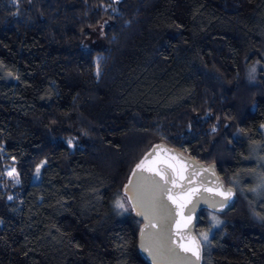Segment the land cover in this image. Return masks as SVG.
<instances>
[{
  "label": "trees",
  "instance_id": "1",
  "mask_svg": "<svg viewBox=\"0 0 264 264\" xmlns=\"http://www.w3.org/2000/svg\"><path fill=\"white\" fill-rule=\"evenodd\" d=\"M263 59L264 0H0V264H146L114 202L160 142L236 192L203 264H264Z\"/></svg>",
  "mask_w": 264,
  "mask_h": 264
},
{
  "label": "snow or ice",
  "instance_id": "2",
  "mask_svg": "<svg viewBox=\"0 0 264 264\" xmlns=\"http://www.w3.org/2000/svg\"><path fill=\"white\" fill-rule=\"evenodd\" d=\"M213 131H215V127ZM68 144L71 146L72 141L69 140ZM169 151L170 150L162 148L160 145H153L152 149L136 164L128 179V183L124 186L125 195L128 196L127 203L138 216L145 217V219L149 221L147 227L152 228L157 226L153 224L152 221L164 219L165 213H167L168 218L172 217V210L168 209L162 200V196L166 195L167 199L176 206L175 215L180 217V219L176 221V233L180 235V240L176 242L177 247L185 253H191L196 261H199L201 242L195 238L189 239L184 235L192 223L190 214L195 211L193 199L197 197L201 191L209 192L213 196H219L221 198L219 201H206L209 203V206L216 208L217 205H219V207L223 208L231 201L233 192L231 188L225 189L223 185L218 183L213 187H208L203 177L201 180L197 181L196 177L200 175V172H210L212 171L211 168H203L200 172L192 171L190 174L186 175L190 165L186 161H183L182 157L169 155ZM157 152H159L160 155H156ZM154 156L155 159H153ZM12 161V165L6 169L5 174L16 183H19V173L15 167V157L12 158ZM45 163L46 161H42L36 166L37 174H39L40 169ZM143 172L151 173V176H143ZM154 177H159V181L155 180ZM129 192H131L132 195H128ZM8 199L11 200L13 197L9 196ZM189 204L193 206L189 208ZM114 207L118 210L128 211L125 207V203L120 199L114 202ZM212 221L213 226H217L220 223L215 216L212 217ZM144 231V229H141L142 233H144ZM155 236L157 237L156 243L161 250L176 257L178 260H188V257H179L174 248L167 246L163 231L155 234ZM202 239L205 241L208 239L207 233L203 235Z\"/></svg>",
  "mask_w": 264,
  "mask_h": 264
},
{
  "label": "water",
  "instance_id": "3",
  "mask_svg": "<svg viewBox=\"0 0 264 264\" xmlns=\"http://www.w3.org/2000/svg\"><path fill=\"white\" fill-rule=\"evenodd\" d=\"M153 145H160L162 148L170 150L169 155L182 157L183 161H186L190 165L189 171L188 173H186V175L190 174L192 171L200 172V170L203 168H211L212 171L210 172L207 173L200 172V175L196 177L197 181L201 180V178L203 177L205 178V184L208 187H213L215 186V184L218 183L220 185H223L225 189L231 188L227 186L225 182L221 179L214 164H204L182 153L181 151L166 145L165 143L160 142V143H155ZM152 146L146 153H148L152 149ZM145 154L140 158V160L145 156ZM156 155H160V153L157 152ZM153 159H155V156L153 157ZM139 161L137 163H139ZM135 166H133V168L131 169L127 177V180L123 184L121 189L122 195L125 197L126 201L128 200V196L125 195L124 186L128 183V179L131 176L132 170L135 168ZM142 175L147 177V176H151V173L143 172ZM154 179L159 181V177H154ZM231 189L233 192L232 199L223 208L219 207V205H217L216 208H212L209 206V203L206 201H212V200L219 201L221 199L219 196H213L209 192L201 191L197 197H194L193 204L195 205V211H193L190 214L192 217V223L189 226V229L184 233V235L187 238L189 239L195 238L200 241L198 235L196 234V229L199 225L201 211H207L216 215H223L233 208L237 200V197L235 190L233 188ZM128 195H132V193L129 192ZM162 200L163 203L167 206V208L172 210V217L168 218L167 213H165L164 219L152 221L153 224L157 225L156 227H152V228H148L147 226L149 224V221L145 219V217L143 216H138L136 212L132 210L131 206L127 203L131 210L132 215L140 222V227L137 235V250L140 257L143 259V261L146 264H203V245L201 241H200L201 250H200L199 261H196L195 257L192 256L191 253H185L181 251L180 248L177 247L176 242L180 240V235L176 233V221L179 220L180 217L175 215L176 206L173 205L171 201L167 199L166 195L162 196ZM192 206H193L192 204L188 205L189 208H191ZM141 229L145 230L144 233L141 232ZM161 231H163V235L166 237L165 243L167 244V246L174 248L179 257H188V260H184V261L178 260L176 259V257L171 256L170 254L164 252L159 248V245L156 243L157 237L155 236V234L161 233Z\"/></svg>",
  "mask_w": 264,
  "mask_h": 264
},
{
  "label": "rangeland",
  "instance_id": "4",
  "mask_svg": "<svg viewBox=\"0 0 264 264\" xmlns=\"http://www.w3.org/2000/svg\"><path fill=\"white\" fill-rule=\"evenodd\" d=\"M105 23H107V22L105 21ZM92 37H93L92 39L89 38L86 41V44H89L91 47L102 46L103 45V41H102V39H103V27L97 28L93 32ZM258 72L264 73V59H263L262 62L256 63V64H254V65L249 67V70H248L249 78L256 77ZM257 163H258V168H257V171L254 172V178H255L254 181L255 182H254L253 188L250 190V195H251V197H253V199L255 201L257 199H259V198H262V197L264 198V153L262 154L261 160L259 159V161H257ZM8 168L9 167H7L6 169H8ZM6 169H4V174L6 172ZM38 176L39 175L37 173H35V175L32 178V182H36L38 180ZM9 179H11V178H9ZM11 180H13V179H11ZM120 200H122L125 203V207L128 209L129 207H128L127 202L123 198H121ZM213 216L214 215L209 214L208 218H207L208 223L210 225V229L208 231L203 230V229L201 231H199V235L198 236H199L200 241L203 242V243L204 242L206 243L207 240H208V239L206 241L203 240L202 239L203 235L205 233H207L208 238H209V236L211 235L213 229L219 227V225H220V223H219V225L213 226V221H212V217ZM215 217H216V219H218L217 216H215Z\"/></svg>",
  "mask_w": 264,
  "mask_h": 264
}]
</instances>
